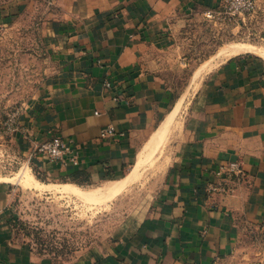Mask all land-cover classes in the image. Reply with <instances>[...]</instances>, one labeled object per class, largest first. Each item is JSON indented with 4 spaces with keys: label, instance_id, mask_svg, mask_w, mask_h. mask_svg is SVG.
<instances>
[{
    "label": "crops",
    "instance_id": "crops-1",
    "mask_svg": "<svg viewBox=\"0 0 264 264\" xmlns=\"http://www.w3.org/2000/svg\"><path fill=\"white\" fill-rule=\"evenodd\" d=\"M43 1L55 13L54 69L22 112L7 151L45 180H118L177 102L147 70V45L166 43L178 20L220 9L222 0ZM34 3L0 0V30ZM246 19L253 28L261 22L264 31V0L237 22ZM109 125L123 135L101 137ZM183 131L155 203L137 229L72 261L39 254L18 238L17 188L0 179V264H219L245 228L264 227L263 58L233 56L209 72ZM54 135L73 140L74 154L57 161L35 155L28 164L36 146ZM231 161L242 162L243 182L234 194L207 196L203 189L216 179L214 171Z\"/></svg>",
    "mask_w": 264,
    "mask_h": 264
},
{
    "label": "rangeland",
    "instance_id": "rangeland-1",
    "mask_svg": "<svg viewBox=\"0 0 264 264\" xmlns=\"http://www.w3.org/2000/svg\"><path fill=\"white\" fill-rule=\"evenodd\" d=\"M45 5L43 0H35L33 6L20 11L0 30V179L17 188L13 204L18 238L39 254L68 262L98 253L109 242L127 238L137 229L155 203L207 75L227 59L217 54L236 42L264 50V31L261 22L253 28L248 19L214 22L199 14L178 20L166 43L147 45V70L171 89L176 101L184 95L182 112L166 141L157 150L146 151L143 169L132 183L114 194H94L88 198L31 186L36 180L47 184L74 182L45 180L26 165L21 168L22 164L7 151L11 135L8 119L16 111L22 113L35 100L54 69L50 33L55 13L48 3ZM160 123L144 138L124 177L113 181L129 174ZM108 182L74 185L95 190ZM219 264H264V227L245 228L232 253Z\"/></svg>",
    "mask_w": 264,
    "mask_h": 264
},
{
    "label": "built area",
    "instance_id": "built-area-1",
    "mask_svg": "<svg viewBox=\"0 0 264 264\" xmlns=\"http://www.w3.org/2000/svg\"><path fill=\"white\" fill-rule=\"evenodd\" d=\"M258 4L259 0H222L220 9L208 10L204 15L210 21L235 23L238 19H243L256 13ZM104 86L110 88L111 83L105 81ZM118 99L115 98V100ZM21 114L20 111H16L8 119L7 124L9 125L8 130L10 134L17 131ZM117 135L122 136L123 133L117 132L113 125H109L101 130V137H114ZM72 143L73 140L71 139L67 140L59 135H54L36 146L35 150L28 157L27 163L29 164L35 155L45 156L51 161L62 160L64 155L69 153L74 154L73 150L70 149ZM76 158V155H73L71 161L76 163ZM10 164L4 165L10 166ZM4 168L6 169L7 167L5 166ZM214 176L216 179L207 182L204 186V193L209 197H214L215 195L228 196L234 194L236 186L245 179V169L241 161L226 162L214 171Z\"/></svg>",
    "mask_w": 264,
    "mask_h": 264
},
{
    "label": "bare ground",
    "instance_id": "bare-ground-1",
    "mask_svg": "<svg viewBox=\"0 0 264 264\" xmlns=\"http://www.w3.org/2000/svg\"><path fill=\"white\" fill-rule=\"evenodd\" d=\"M246 53H256L264 57V50H262L261 48L253 44L241 43V42L231 43V44L224 46L219 51L217 56H223V57L230 58L233 56H238V55L246 54ZM196 77H197V73L195 74L194 78ZM183 96L176 102L173 109L167 114V116L161 122L157 130L150 137L144 150L138 154L135 164L133 165L129 174L124 179L120 181H110L104 187H98L95 190H88L85 188H81L72 183L71 184L70 183L45 184L42 182L40 183L37 180L30 183V185L33 187L41 188V189L55 190V191H58L64 194H72L75 196L88 197V198H91L94 194H101V193L102 194H114L122 190L125 186H127V184L132 183L140 174L141 170L143 169L144 163H145L146 151L147 150H152V151L157 150V148L164 141H166L172 127L176 124L177 119L182 112V108L184 104Z\"/></svg>",
    "mask_w": 264,
    "mask_h": 264
},
{
    "label": "trees",
    "instance_id": "trees-1",
    "mask_svg": "<svg viewBox=\"0 0 264 264\" xmlns=\"http://www.w3.org/2000/svg\"><path fill=\"white\" fill-rule=\"evenodd\" d=\"M73 182V181H72ZM74 183H76V184H83V183H80V182H77V181H74Z\"/></svg>",
    "mask_w": 264,
    "mask_h": 264
}]
</instances>
